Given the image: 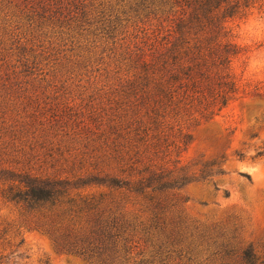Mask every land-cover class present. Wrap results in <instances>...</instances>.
<instances>
[{
  "label": "rangeland",
  "instance_id": "374dc122",
  "mask_svg": "<svg viewBox=\"0 0 264 264\" xmlns=\"http://www.w3.org/2000/svg\"><path fill=\"white\" fill-rule=\"evenodd\" d=\"M141 2L0 0V264H87L60 251L35 228L33 214L4 196L13 184L6 177L115 172V150L132 121L127 44H139L142 30L158 23ZM234 25L236 41L250 52L233 68L252 89L264 82V10ZM188 130L190 142L164 149L158 161L175 177L210 174L160 193L171 225H185L187 235L172 245L156 230L146 256L163 242L157 264H225L214 242L229 237L264 258V96L242 95ZM103 191L110 190L84 188ZM126 211L151 224L141 200Z\"/></svg>",
  "mask_w": 264,
  "mask_h": 264
},
{
  "label": "trees",
  "instance_id": "16d2710c",
  "mask_svg": "<svg viewBox=\"0 0 264 264\" xmlns=\"http://www.w3.org/2000/svg\"><path fill=\"white\" fill-rule=\"evenodd\" d=\"M141 1L151 7L146 16L158 23L142 30L139 44H127L132 121L118 141L115 172L72 179L10 171L6 177L13 184L4 196L33 214L35 228L60 251L87 264H157L167 247L163 242L146 256L147 240L156 230L169 244L183 242L187 227L171 225L160 193L204 180L210 173L175 177L158 161L159 153L187 145L190 126L214 118L242 95L264 96V82L243 88L233 68L236 59L250 52L236 41L234 23L263 11L264 0ZM92 184L110 191L85 193ZM135 199L151 212V224L136 221L126 211ZM232 239L214 242V253L222 254L225 264H264L251 245L240 250Z\"/></svg>",
  "mask_w": 264,
  "mask_h": 264
}]
</instances>
